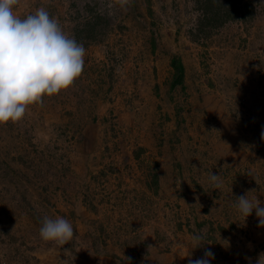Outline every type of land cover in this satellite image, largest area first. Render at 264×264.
Returning <instances> with one entry per match:
<instances>
[{
  "label": "rangeland",
  "instance_id": "1",
  "mask_svg": "<svg viewBox=\"0 0 264 264\" xmlns=\"http://www.w3.org/2000/svg\"><path fill=\"white\" fill-rule=\"evenodd\" d=\"M245 3L213 29L204 0H19L18 18L44 8L86 51L69 88L0 124V264H188L201 232L192 259L256 264L264 228L235 197L264 202V0L224 5ZM45 217L74 238L43 240Z\"/></svg>",
  "mask_w": 264,
  "mask_h": 264
},
{
  "label": "clouds",
  "instance_id": "2",
  "mask_svg": "<svg viewBox=\"0 0 264 264\" xmlns=\"http://www.w3.org/2000/svg\"><path fill=\"white\" fill-rule=\"evenodd\" d=\"M18 3L19 0H0V124L20 121L28 105L42 103L43 96L69 88L84 68L83 44L67 36L44 8L18 18L13 10ZM120 3L123 7L129 0ZM209 179L215 189L221 187L219 175L210 173ZM248 193L235 197V207L245 220L255 211L258 227L264 228V202L257 197L249 199ZM41 225L40 237L45 241L65 245L74 238L72 224L63 217H45ZM206 239L202 232L192 235V248L185 256L188 264H211L215 259L210 248L204 249L202 257L192 259L191 250L203 248L208 244ZM222 244L227 245L228 240ZM125 258L131 264V258ZM256 264H264V252Z\"/></svg>",
  "mask_w": 264,
  "mask_h": 264
},
{
  "label": "trees",
  "instance_id": "3",
  "mask_svg": "<svg viewBox=\"0 0 264 264\" xmlns=\"http://www.w3.org/2000/svg\"><path fill=\"white\" fill-rule=\"evenodd\" d=\"M229 2V0H227ZM240 1V0H239ZM205 4L202 5V17L201 23L206 25L204 28H217L220 24L226 21L241 19L245 21L251 11L246 9V3L240 7H234L230 4L238 5V2H231L229 8L224 5L225 0H204ZM232 9V10H231ZM234 13L236 15H234ZM171 66L174 70L173 79L171 86L172 88H177L183 84L185 68L180 57L174 56L171 62Z\"/></svg>",
  "mask_w": 264,
  "mask_h": 264
}]
</instances>
